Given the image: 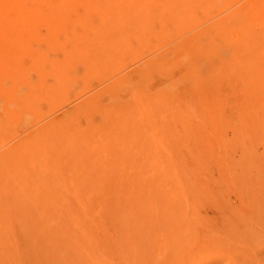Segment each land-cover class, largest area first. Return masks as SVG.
I'll list each match as a JSON object with an SVG mask.
<instances>
[{"label":"rangeland","instance_id":"obj_1","mask_svg":"<svg viewBox=\"0 0 264 264\" xmlns=\"http://www.w3.org/2000/svg\"><path fill=\"white\" fill-rule=\"evenodd\" d=\"M99 1L57 25L47 4L0 39L1 65L47 66V99L16 109L0 151L58 128L57 183L26 155L0 175V264H264V0ZM132 3L151 7L136 20Z\"/></svg>","mask_w":264,"mask_h":264},{"label":"bare ground","instance_id":"obj_2","mask_svg":"<svg viewBox=\"0 0 264 264\" xmlns=\"http://www.w3.org/2000/svg\"><path fill=\"white\" fill-rule=\"evenodd\" d=\"M99 0H97V4H99V2H98ZM103 1V0H102ZM105 1V0H104ZM113 2V4L115 3L114 1H116V0H106V2ZM118 1H120V0H118ZM122 1V0H121ZM133 1V0H132ZM144 2H145V0H143ZM166 1V0H165ZM169 1V0H168ZM175 1V0H174ZM92 2V1H91ZM155 2V1H154ZM157 2V1H156ZM155 2V3H156ZM160 2V1H159ZM164 2V1H163ZM52 3V7H53V9H54V11H55V21H56V25H57V17H61V18H63L64 19V21L63 22H65V21H67L66 19V13H67V11H69V9H71V8H73V5L75 4V0H60L58 3H57V0H55L54 2H53V0H0V29H1V31H0V39H11V38H13V39H16L17 40V42H18V40H20L21 41V38H22V35L21 36H18V35H16V36H14L13 34H11L10 33V27H19V26H27V25H29V20H28V18H29V14H31V15H35V14H39V12L40 11H42L43 9H44V7L47 5V4H51ZM138 3H140V1L138 2ZM151 3V2H150ZM161 3V2H160ZM103 4V3H102ZM105 4H107V3H105ZM126 4V3H125ZM146 4V3H145ZM145 4H144V6H145ZM159 4V3H158ZM163 4V3H162ZM173 4H174V2H173ZM93 4H91V6H92ZM104 5V4H103ZM108 5H110V4H108ZM123 5V4H122ZM157 4H153V7L155 8V6H156ZM106 6V5H105ZM113 6V5H112ZM129 6L130 7H133L134 8V10H135V19L137 20V19H140V18H142L143 17V12L145 11V9H146V11H148L149 10V8L151 7V5L149 6V8H148V6L146 5L145 7L144 6H140L139 8H138V5L135 3H132V4H130V5H128V9H129ZM174 6V5H173ZM93 7V6H92ZM122 7H125V6H122ZM160 7V9H161V6H159ZM158 7V8H159ZM164 7V6H163ZM175 7V6H174ZM117 8V7H116ZM132 8V9H133ZM166 8V7H165ZM178 8V7H177ZM74 9H75V7H74ZM160 9H158V11H160ZM172 9H173V7H172ZM94 10H95V8H94ZM110 10H111V8H110ZM123 10V9H122ZM124 10H126V9H124ZM124 10H123V12H124ZM157 10V9H156ZM166 10V9H165ZM171 10V9H170ZM177 10V9H176ZM175 10V11H176ZM57 11H58V13H57ZM96 11V10H95ZM251 11V10H250ZM131 12V11H130ZM118 13H119V11H118ZM155 13H157V12H155ZM167 13V12H166ZM176 13V12H175ZM68 14V13H67ZM107 14V13H106ZM119 14H121V15H123L121 12L119 13ZM119 14H118V16H119ZM129 15H130V13H128ZM132 14V13H131ZM159 15H160V13H158ZM100 16L102 15V13L101 14H99ZM105 15V14H104ZM155 15V14H154ZM157 15V14H156ZM166 15V14H165ZM175 15V14H174ZM125 16H127V15H125ZM69 17V16H68ZM102 17H103V15H102ZM109 17V16H108ZM107 17V18H108ZM111 17H112V15H111ZM120 17H122V16H120ZM144 17H145V15H144ZM148 17V16H147ZM151 17V16H150ZM49 18V17H48ZM107 18H105V20L107 19ZM116 18V17H115ZM124 18V17H123ZM151 18H153V17H151ZM150 18V19H151ZM59 19V18H58ZM87 19V18H86ZM101 19V18H100ZM126 19H127V17H126ZM126 19H125V21H126ZM117 20V19H116ZM124 19H121V21H123ZM130 20V19H129ZM177 20V19H176ZM70 21V20H69ZM109 21V20H108ZM107 21V22H108ZM128 21V20H127ZM126 21V22H127ZM135 21V20H134ZM148 21V20H147ZM153 21V20H152ZM62 22V21H61ZM81 22H83V21H81ZM85 22H86V20H85ZM87 22H89V21H87ZM102 23H104L103 21H101ZM129 22V21H128ZM138 22V21H137ZM148 22H151V21H148ZM113 23V22H112ZM123 23H124V21H123ZM123 23H120V24H123ZM132 25L135 23H133V22H130ZM88 24V23H87ZM135 24H137V23H135ZM140 24V23H139ZM159 24V23H158ZM91 25V24H90ZM101 25V24H100ZM109 25H111V24H109ZM114 25V24H113ZM116 25V24H115ZM126 25V24H125ZM144 25V24H143ZM146 25H148V23L146 24ZM253 25V24H252ZM106 26H107V24H106ZM126 26H128V25H126ZM131 26V25H130ZM129 26V27H130ZM150 26V25H149ZM148 26V27H149ZM96 27V26H95ZM101 27H102V25H101ZM109 27V26H108ZM118 27V26H117ZM120 27V26H119ZM134 27H136V26H134ZM137 27H138V25H137ZM136 27V28H137ZM163 27V26H162ZM6 28H9V32L7 31V30H3V29H6ZM93 28V27H92ZM104 28H106V27H104ZM121 28V27H120ZM146 28V27H145ZM153 28V27H152ZM97 29V28H96ZM113 29V28H112ZM123 29V28H122ZM129 29V28H128ZM138 29V28H137ZM141 29V28H140ZM143 29V28H142ZM148 29H150V28H148ZM216 29V28H215ZM12 30V29H11ZM101 30V29H100ZM133 30V29H132ZM243 30V29H242ZM104 31V30H103ZM102 31V32H103ZM109 31H110V29H109ZM109 31H107V32H109ZM119 31V30H118ZM121 31V30H120ZM119 31V32H120ZM123 31V30H122ZM140 31H142V30H140ZM149 31H152V30H149ZM217 31H218V29H217ZM116 32H117V29H116ZM137 32V31H136ZM135 32V33H136ZM153 33H154V31H152ZM151 32V33H152ZM242 32V31H241ZM61 34V33H60ZM110 34V33H109ZM141 34V33H140ZM128 35V34H127ZM130 35V34H129ZM134 35V34H133ZM136 35H137V33H136ZM245 35H247V34H245ZM244 35V36H245ZM243 36V37H244ZM113 37V36H112ZM126 37V36H125ZM131 37V36H130ZM216 37V36H215ZM242 37V38H243ZM100 38V37H99ZM126 38H128V37H126ZM161 38H162V36H161ZM218 38V37H217ZM220 38V37H219ZM252 38V37H251ZM101 39V38H100ZM103 39V38H102ZM115 40H116V37L114 38ZM119 39V38H118ZM122 39V38H121ZM236 39V38H235ZM244 39V38H243ZM243 39H242V41H243ZM255 38H253V40H254ZM110 40V39H109ZM112 40V39H111ZM110 40V41H111ZM123 40V39H122ZM121 40V41H122ZM151 40V39H150ZM211 40H213L212 38H211ZM220 40V39H219ZM25 41V40H24ZM91 41V40H90ZM105 41V40H104ZM152 41V40H151ZM6 42V41H5ZM247 42H248V39H247ZM96 43V42H95ZM122 43V42H121ZM126 43V42H125ZM210 43V42H209ZM217 43V42H216ZM240 43H241V40H240ZM20 44V43H19ZM97 44V43H96ZM115 44V43H114ZM243 44V43H242ZM246 44V43H245ZM77 45H78V42H77ZM98 45H99V43H98ZM97 45V47H98V50H99V46ZM121 45V44H120ZM120 45H119V47H120ZM193 45V44H192ZM195 45V44H194ZM197 45V44H196ZM237 45H238V43H237ZM253 46V45H252ZM122 47V46H121ZM120 47V48H121ZM116 48V47H115ZM197 48V47H196ZM13 48H10L9 50H4V48H2V49H0V58H2V59H5V60H9V61H11V59L13 58V51L14 50H12ZM72 49V48H71ZM105 49V48H104ZM107 50L109 49L108 47L106 48ZM112 49V48H111ZM237 49V48H236ZM253 49V48H252ZM251 49V50H252ZM93 50V49H92ZM92 50H90L91 51V53L93 54V52H92ZM95 50L96 49H94V53H95ZM97 50V51H98ZM254 50V49H253ZM96 51V52H97ZM110 51V50H109ZM126 51H128V50H126ZM125 51V52H126ZM214 51V50H213ZM238 51V50H237ZM241 51V50H240ZM99 52V51H98ZM205 52V51H204ZM242 52V51H241ZM40 53V52H39ZM100 53V52H99ZM102 53H103V51H102ZM116 53V52H115ZM240 53V52H239ZM21 54V53H20ZM104 54V53H103ZM108 54V53H107ZM106 53H105V56L107 55ZM121 54V53H120ZM123 54V53H122ZM241 54V53H240ZM253 54V53H252ZM44 55V54H43ZM113 55H114V53H113ZM250 55V54H249ZM257 55V54H256ZM15 56V55H14ZM104 56V57H105ZM237 56V55H236ZM262 55H260V57H261ZM96 57H101V56H96ZM248 57V56H247ZM251 57V56H250ZM255 57V56H254ZM257 58H258V56H256ZM18 58V57H17ZM36 58V57H35ZM97 58V59H98ZM111 58V60H112V57H110ZM99 59H102V58H99ZM106 58H104V60H105ZM151 59V58H150ZM153 59V58H152ZM236 59V58H235ZM263 59V58H262ZM261 59V60H262ZM14 60L16 61V59L14 58ZM36 61V63H35V65H37L38 67H37V69H38V71H39V73H37L36 72V76H37V74H39V76H40V78H39V76L37 77L38 78V81H34V79H29V77H28V75H30L29 74V71H31V70H28V74H26V73H24L25 72V70L24 69H22L21 68V66H19V65H15V63H12L11 64V62L9 63V64H5V65H1L0 64V75H2L3 77H4V79L3 78H1V76H0V81H1V86L3 87V89H5L4 90V94H5V91H7V94H5V95H8V96H4V94H3V97H4V99L5 98H7V102L5 101V103H6V106H5V104H4V106H5V108H3V106H2V108L3 109H6V111H4L3 109V112H4V114L6 113V115H4L5 117H2V118H0V129H1V127L4 125H8L9 126V124H5V123H10L12 120L14 121L15 119H16V121H17V119H19L18 120V122L21 124V123H23V118H22V116H20V118H22V119H20L19 117L18 118H16L17 117V115L15 114L16 113V109L18 110H20V108L21 109H24V107L25 106H29V107H33L34 106V104H35V102L37 101V100H39L41 97L43 98H45V96H46V94H45V78H44V74H47V71H46V69H45V67L47 68V66L46 65H44V58H43V56L41 55V57L39 58H36V59H34V62ZM50 61V60H49ZM106 61H107V59H106ZM110 61V60H109ZM237 61V60H236ZM260 61V60H259ZM111 62V61H110ZM263 62V61H262ZM51 63V62H50ZM158 63V62H157ZM157 63H152L153 65L154 64H157ZM162 63V62H161ZM165 63V62H164ZM161 65H163V64H161ZM97 66V65H96ZM106 66V65H105ZM143 66V65H142ZM166 66V65H165ZM164 66V67H165ZM247 66V65H246ZM263 66V65H262ZM145 67V66H144ZM152 67V66H151ZM243 67V66H242ZM254 67V66H253ZM264 67V66H263ZM30 68H32V67H30ZM244 68H245V66H244ZM111 69V68H110ZM161 69V68H160ZM32 70H33V68H32ZM109 70V69H108ZM253 70V69H252ZM260 70H261V68H260ZM263 70V69H262ZM37 71V70H36ZM149 71V70H148ZM49 72V71H48ZM145 72V71H144ZM144 72H141L140 71V73H141V75H142V73H144ZM154 73V72H153ZM164 73V72H163ZM168 73V72H167ZM258 74V73H257ZM167 75V74H166ZM144 76V75H143ZM153 76V75H152ZM163 76V75H162ZM255 76H257V75H255ZM254 76V77H255ZM261 76V75H260ZM30 77H31V75H30ZM171 77V76H170ZM5 78H7V81H9V82H7L6 80H5ZM126 78V77H125ZM164 78H165V76H164ZM4 81H3V80ZM119 79V78H118ZM134 79V78H133ZM141 79V78H140ZM147 79V78H146ZM149 79V78H148ZM257 80L255 81V82H253V84H254V86H253V91H256L258 88H261V89H264V80H259V78L257 77L256 78ZM262 79H263V77H262ZM127 80V79H126ZM132 80V79H131ZM119 80H117V82H118ZM5 82H7L8 83V85H10V88L9 89H6V88H4L5 87V85H6V83ZM116 82V83H117ZM126 82V81H125ZM143 82V81H142ZM141 82V83H142ZM149 82H150V80H149ZM47 83V82H46ZM57 83V82H56ZM55 83V84H56ZM250 83H252L251 81H250ZM25 85L24 87H26L25 89H27L26 90V92L27 93H21V91L23 90V88H20V86L21 85ZM126 84V83H125ZM118 85H119V83H118ZM143 85V84H142ZM126 86V85H125ZM136 86V85H135ZM137 86H138V84H137ZM249 86V85H248ZM7 87V86H6ZM22 87V86H21ZM250 87V86H249ZM51 88V87H50ZM49 88V90H53V89H50ZM115 88V87H114ZM136 88V87H135ZM140 88V87H139ZM20 89H22L21 91H20ZM113 89V88H112ZM111 89V90H112ZM251 89H252V87H251ZM48 90V91H49ZM3 91V90H2ZM55 91H57V89L55 90ZM131 91V90H130ZM115 92V91H114ZM51 93V92H50ZM54 93V92H53ZM56 93V92H55ZM2 96V95H1ZM50 96V95H49ZM48 96V97H49ZM115 96H117V94L115 95ZM41 98V99H42ZM45 99H47V98H45ZM49 99H51V100H53V99H55L54 101H56L57 99L56 98H53L52 97V95H51V98H49ZM119 100H121V99H119ZM4 101V100H3ZM53 102V101H52ZM25 105V106H24ZM14 107V108H13ZM119 107H121V106H119ZM1 108V107H0ZM18 110V112H21V110L19 111ZM23 111V110H22ZM27 113H29V112H27ZM26 113V114H27ZM2 114V113H1ZM0 114V115H1ZM19 114H21V113H19ZM119 120V119H118ZM50 121V120H49ZM114 122H116V120L114 121ZM127 123V122H126ZM24 124H25V121H24ZM45 124V123H44ZM111 124V123H110ZM32 125V124H31ZM3 126V128H5ZM7 126V127H8ZM22 126V125H21ZM6 127V128H7ZM19 127V126H18ZM22 128V127H21ZM105 128V127H104ZM113 128V127H112ZM116 128V127H115ZM7 129H9V128H7ZM6 129V130H7ZM16 129V128H15ZM57 120H51V122H49L48 124H45V125H43V126H38L34 131H33V134L31 135V137L30 138H27L26 140H22L20 143H18V144H15V145H13V146H9V147H7V148H3L4 149V151H0V175L1 174H3L4 172V170L5 169H7L9 166H10V164H11V168H13V166H12V163H13V161H14V159H15V157H18V156H25L26 155V157H30V158H34V159H32L33 161L35 160L36 161V163L38 164V162H37V160L36 159H41V160H39V163H40V165L41 166H43V169H41V171L42 170H44V169H46V170H48L47 171V173H48V176H47V178H42V180H43V183H57ZM3 130V129H2ZM5 130V131H6ZM11 130H13L12 129V127H11ZM115 130V129H114ZM98 132H99V130H97ZM101 131V130H100ZM105 131V130H104ZM104 131L102 132V133H104ZM116 131V130H115ZM2 132V131H1ZM92 132V131H91ZM107 132V131H106ZM108 133V132H107ZM106 133V134H107ZM109 133H110V131H109ZM112 133H113V131H112ZM114 133H116V132H114ZM6 134V133H5ZM8 134V133H7ZM94 134V133H93ZM95 134H97V133H95ZM117 134V133H116ZM91 136H92V134H90ZM98 135V134H97ZM9 136V135H8ZM79 136V135H78ZM77 136V137H78ZM115 136V135H114ZM3 137V136H2ZM116 137H118V135H116ZM68 138H69V136H68ZM93 138V137H92ZM2 139V138H1ZM76 140H77V138H76ZM112 140V139H111ZM2 141V140H1ZM101 141V140H100ZM99 141V142H100ZM6 142V141H5ZM67 142V141H66ZM94 142V141H93ZM111 142V141H110ZM97 144H98V142H96ZM94 144H95V142H94ZM112 144H114V143H112ZM91 145V144H90ZM68 146V145H67ZM93 146V145H92ZM109 146V145H108ZM3 146H1V148H2ZM71 147V146H70ZM77 147V146H76ZM105 147V146H104ZM99 148V147H98ZM105 149V148H104ZM110 149V148H109ZM101 150V149H100ZM111 150V149H110ZM112 150H113V148H112ZM106 151V150H105ZM108 151V150H107ZM111 152H113V151H111ZM100 153V152H99ZM102 153H104V151L102 152ZM122 153V152H121ZM106 155V154H105ZM65 156H67V155H65ZM111 156H113V155H111ZM38 157V158H37ZM72 157V156H71ZM115 157H117V156H115ZM22 158H24V157H22ZM36 158V159H35ZM113 159H114V157H112ZM21 158H19V160H20ZM23 159H21V161H22ZM24 160H26L25 158H24ZM102 160V159H101ZM112 160V159H111ZM119 160V159H118ZM117 160V161H118ZM129 160V159H128ZM30 161V160H29ZM34 161V162H35ZM74 161H75V159H74ZM92 161V160H91ZM108 161V160H107ZM113 161V160H112ZM33 162V163H34ZM126 162V161H125ZM27 165L25 162H22L21 164L22 165ZM30 163V162H29ZM94 163V162H93ZM103 163V162H102ZM105 163V162H104ZM109 163V162H108ZM113 163H114V161H113ZM113 163H112V166H113ZM120 163L121 162H119V166H122V164L120 165ZM19 164H20V161H19ZM20 164V165H21ZM36 164V165H37ZM76 164H77V162H76ZM117 164V162H115V165ZM18 166V167H21V166ZM24 165V166H25ZM35 165V166H36ZM39 165V166H40ZM99 165V164H98ZM111 165V164H110ZM38 166V167H39ZM40 166V167H41ZM100 166V165H99ZM105 166V165H104ZM108 166H109V164H108ZM117 166V165H116ZM10 168V167H9ZM35 168V167H34ZM106 168V167H105ZM104 168V169H105ZM117 169H118V167H116ZM115 168V169H116ZM122 168V167H121ZM107 169V168H106ZM116 169V170H117ZM21 170V169H20ZM5 171H7V170H5ZM11 171V170H10ZM10 171H9V174H11L10 173ZM113 171V170H112ZM111 171V172H112ZM12 172V171H11ZM14 172V171H13ZM17 172V171H16ZM31 172V171H30ZM119 172H123V171H119ZM34 173V172H33ZM99 173V172H98ZM109 173H110V171H109ZM120 173V174H121ZM5 174H7L6 172H5ZM41 174V173H40ZM13 175V174H12ZM112 175V174H111ZM117 175V174H116ZM2 176V175H1ZM4 176V175H3ZM1 177V178H3L4 179V177ZM8 176V175H7ZM6 176V177H7ZM10 176V175H9ZM17 176V175H16ZM16 176H15V178H16ZM41 176V175H40ZM118 176V175H117ZM38 177V176H37ZM96 177V176H95ZM109 177V176H108ZM123 177V180H124V176H122ZM116 178H119V177H116ZM116 178H114V179H116ZM135 179H137L138 180V178H134V183H136L137 182V180H135ZM2 180V179H1ZM120 180V179H119ZM4 181H5V179H4ZM104 181H106V180H104ZM118 181V180H117ZM139 181V180H138ZM7 183V182H6ZM105 183H107V182H105ZM120 183V182H119ZM94 184V183H93ZM88 185V184H87ZM47 187V186H46ZM48 188V187H47ZM51 188V187H50ZM58 188V187H57ZM49 189V188H48ZM46 191V190H45ZM57 192V191H56ZM58 194V193H57ZM82 194H84V193H82ZM42 196V195H41ZM78 196V195H77ZM80 197V196H79ZM75 198V197H74ZM84 201V200H83ZM76 215H78V214H76ZM81 216H82V213H81ZM75 217V216H74ZM73 220H75V219H73ZM72 220V221H73ZM70 224V223H69ZM68 224V225H69ZM80 224V223H79ZM65 226V225H64ZM67 226V225H66ZM65 228V227H64ZM70 228V227H69ZM66 229V228H65ZM71 230H72V228H71ZM70 230V231H71ZM71 232H73V231H71ZM75 239H76V237H74Z\"/></svg>","mask_w":264,"mask_h":264}]
</instances>
